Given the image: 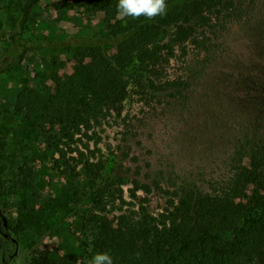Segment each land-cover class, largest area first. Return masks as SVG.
<instances>
[{"label": "trees", "instance_id": "trees-1", "mask_svg": "<svg viewBox=\"0 0 264 264\" xmlns=\"http://www.w3.org/2000/svg\"><path fill=\"white\" fill-rule=\"evenodd\" d=\"M40 1L19 0L21 30L13 41L21 51L0 67V73L23 61L29 44L19 33ZM76 1L89 12L103 11L107 41L78 47L73 59L79 64L70 73L55 76L53 86L22 87L12 103L31 128L53 129L46 141L61 163L70 166L62 144L73 151L70 143L76 135H87L107 117H121L133 95L146 103L169 105L185 125L197 115H222L226 126V173L205 188L172 171L149 172L147 183L124 174L109 176L103 161L82 160L94 193L90 200L95 212L83 222L91 253L107 251L113 264H264V0H166L165 15L152 20L129 17L126 23L116 18L117 0ZM233 28L240 32L236 52L231 49L234 41H229ZM188 44L197 52L188 60L185 74L167 78L166 65L178 50L187 57ZM207 76L205 85L202 80ZM219 122L211 123L212 133ZM137 169L143 166L137 164ZM18 175L26 185L32 184L28 162L19 167ZM128 181L131 199L139 190L145 194L156 190L166 198L163 209L153 213L140 203L109 218L105 214L109 203L132 204L124 199ZM38 204L39 197L32 196L23 206L32 212ZM19 229L9 223L5 227L0 217L4 264L14 255L18 240L12 234L18 236ZM83 260L76 254L60 258L45 254L32 256L30 264Z\"/></svg>", "mask_w": 264, "mask_h": 264}, {"label": "rangeland", "instance_id": "rangeland-1", "mask_svg": "<svg viewBox=\"0 0 264 264\" xmlns=\"http://www.w3.org/2000/svg\"><path fill=\"white\" fill-rule=\"evenodd\" d=\"M18 3L19 0H0V67L12 62L21 51L13 41L14 34L21 30ZM103 18V11L89 12L76 0H41L33 8L26 28L19 33L21 41L29 44L23 61L15 69L0 73V212L7 223L20 228L18 236L12 234L18 240L17 246L5 264H30L34 255L60 258L76 254L84 259L93 255L89 233L83 228L84 217L95 212L90 200L94 193L83 168L85 158L103 161L109 176L124 174L129 179L142 178L143 183L149 181V172L172 171L180 178L196 179L205 188L226 173V126L222 115H197V119L192 118L185 125L169 105L158 101L146 103L133 95L125 102L121 117L112 115L87 135H76L70 143L73 151H69L68 145H61L67 152L68 166L48 146L46 137L53 129L31 128L23 115L13 110L19 89L53 86L55 76L68 74L79 64L73 59L78 47L89 41H107ZM237 37L240 38L239 29L233 28L229 41H234V52L239 49ZM179 52L166 65L167 78L183 76L188 60L197 51L188 44L187 57ZM208 79L204 77L202 82L206 85ZM218 120L219 128L212 133L211 123ZM56 130L60 132L61 128ZM25 162L32 167L30 185L18 175ZM137 164L143 170L138 171ZM131 187L129 181L125 183L124 199L132 204L119 200L109 203L105 209L109 218L140 203L153 213L165 206L166 198L156 190L149 194L139 190L137 198L131 199ZM32 196L39 197V204L30 212L23 204ZM0 264H4L1 253Z\"/></svg>", "mask_w": 264, "mask_h": 264}, {"label": "clouds", "instance_id": "clouds-1", "mask_svg": "<svg viewBox=\"0 0 264 264\" xmlns=\"http://www.w3.org/2000/svg\"><path fill=\"white\" fill-rule=\"evenodd\" d=\"M167 12L166 0H117L116 18L127 22V18L152 20ZM81 264H113L112 256L107 251H97Z\"/></svg>", "mask_w": 264, "mask_h": 264}, {"label": "water", "instance_id": "water-1", "mask_svg": "<svg viewBox=\"0 0 264 264\" xmlns=\"http://www.w3.org/2000/svg\"><path fill=\"white\" fill-rule=\"evenodd\" d=\"M2 221H3L4 226L6 227L7 226V221H6V218L4 216H2ZM13 240H15V239L13 238Z\"/></svg>", "mask_w": 264, "mask_h": 264}, {"label": "flooded vegetation", "instance_id": "flooded-vegetation-1", "mask_svg": "<svg viewBox=\"0 0 264 264\" xmlns=\"http://www.w3.org/2000/svg\"><path fill=\"white\" fill-rule=\"evenodd\" d=\"M0 217H1V219H2V214H1V212H0ZM3 260V259H2Z\"/></svg>", "mask_w": 264, "mask_h": 264}]
</instances>
